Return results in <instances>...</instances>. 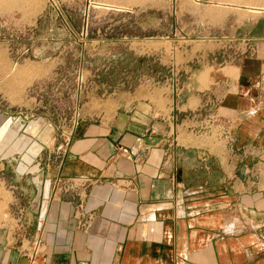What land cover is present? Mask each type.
<instances>
[{"label":"crops","instance_id":"crops-1","mask_svg":"<svg viewBox=\"0 0 264 264\" xmlns=\"http://www.w3.org/2000/svg\"><path fill=\"white\" fill-rule=\"evenodd\" d=\"M56 1L48 58L70 44L138 42L155 16L158 29L168 19L160 0ZM175 4L189 26L247 54L189 70L178 86L88 96L66 148L57 133L22 131L18 165L0 151V264H264V0ZM87 9L104 16L85 20ZM107 11L124 14L120 39Z\"/></svg>","mask_w":264,"mask_h":264},{"label":"rangeland","instance_id":"rangeland-1","mask_svg":"<svg viewBox=\"0 0 264 264\" xmlns=\"http://www.w3.org/2000/svg\"><path fill=\"white\" fill-rule=\"evenodd\" d=\"M160 1L167 6L168 19L158 29L155 16L154 35L148 31L138 42L113 40L108 46L70 44L67 56L57 59L45 57L50 53L46 50V31L52 18L61 19L53 0H0V151L5 149L11 163L18 165L23 160L20 150L25 130L33 135L44 133L45 137L37 135L39 139L57 133L66 148L69 132L78 125L88 96L118 101L126 92L129 96L140 92L134 88L141 82H153L159 89L173 82L178 86L189 70L196 73L208 63L222 66L247 54L248 48L241 41L230 42L219 36V40H211L214 37L202 35L199 26H189L190 19L183 18L184 9H177L175 0ZM102 12L87 9L85 20L94 14L103 17ZM229 12L224 9L225 15ZM123 15L108 11L105 15L108 23H113L111 38L115 40L121 38L118 24ZM149 20L153 23L152 17ZM228 33L227 27L224 36L228 37ZM99 34H104V27ZM92 49H112L115 55L93 56ZM82 50L89 54L83 56L79 52ZM122 52L125 55L118 56ZM153 92L158 93L145 87L142 91ZM3 98L18 104L6 105ZM39 157L33 160L39 161Z\"/></svg>","mask_w":264,"mask_h":264},{"label":"water","instance_id":"water-1","mask_svg":"<svg viewBox=\"0 0 264 264\" xmlns=\"http://www.w3.org/2000/svg\"><path fill=\"white\" fill-rule=\"evenodd\" d=\"M53 2L57 5V1L53 0ZM62 17L66 20V17L64 15H62Z\"/></svg>","mask_w":264,"mask_h":264}]
</instances>
